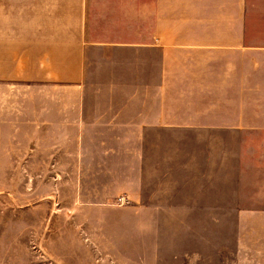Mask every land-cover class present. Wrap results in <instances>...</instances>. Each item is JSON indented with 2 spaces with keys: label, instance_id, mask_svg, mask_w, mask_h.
Segmentation results:
<instances>
[{
  "label": "crops",
  "instance_id": "1",
  "mask_svg": "<svg viewBox=\"0 0 264 264\" xmlns=\"http://www.w3.org/2000/svg\"><path fill=\"white\" fill-rule=\"evenodd\" d=\"M177 1L151 2L152 29L137 18L105 41H87L63 6L17 18L0 2V135L25 136L32 151L55 135L50 149L104 168L137 213L262 197L264 31L246 26L251 1Z\"/></svg>",
  "mask_w": 264,
  "mask_h": 264
},
{
  "label": "rangeland",
  "instance_id": "2",
  "mask_svg": "<svg viewBox=\"0 0 264 264\" xmlns=\"http://www.w3.org/2000/svg\"><path fill=\"white\" fill-rule=\"evenodd\" d=\"M153 1L0 0L2 15L17 18L32 6H63L66 17L80 15L87 41L136 29L137 18L139 29H152ZM250 1L246 26L264 31V0ZM24 140L1 131L0 264H264V213L234 208L264 211V190L259 198L224 200L225 208L206 214L137 213L116 195L119 186L104 168L74 166L79 152L50 149L55 135L35 151ZM105 188L108 200L100 198Z\"/></svg>",
  "mask_w": 264,
  "mask_h": 264
},
{
  "label": "built area",
  "instance_id": "3",
  "mask_svg": "<svg viewBox=\"0 0 264 264\" xmlns=\"http://www.w3.org/2000/svg\"><path fill=\"white\" fill-rule=\"evenodd\" d=\"M120 201L122 202V199H120Z\"/></svg>",
  "mask_w": 264,
  "mask_h": 264
}]
</instances>
